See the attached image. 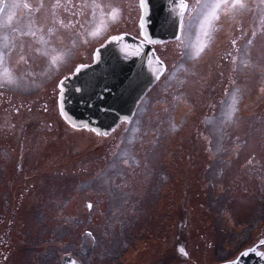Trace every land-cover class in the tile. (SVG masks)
<instances>
[{
	"label": "rangeland",
	"instance_id": "obj_1",
	"mask_svg": "<svg viewBox=\"0 0 264 264\" xmlns=\"http://www.w3.org/2000/svg\"><path fill=\"white\" fill-rule=\"evenodd\" d=\"M51 2L44 0L46 8L34 12L22 5L34 10L40 0H0L1 41L14 44H3L0 51L15 48L0 65V109L11 107L29 117L44 111L42 129L26 146L5 136L7 123L0 126V150L9 143L6 148L14 155L6 161L0 155V256L9 253L13 264H23L20 258L28 251L35 261L44 252H55L51 243L60 250L68 244L85 252L80 245L87 234L110 249L117 240L116 248L125 250L119 264H222L264 245V6L259 0H247L253 12L245 14L226 8L223 0H189L180 40L156 45L165 74L136 118L106 136L73 128L58 112V78L74 66L56 65L53 58L50 68L33 80L46 66L34 58L36 47L48 44L41 37L55 44L58 35H67L46 14ZM61 3L70 7L84 0ZM12 4L20 7H7ZM95 4L102 6L95 8V16L91 8L79 16L61 9L56 18L83 23L72 29L77 61L92 63L96 47L111 35L144 38L139 0ZM212 4L221 5L215 10L218 20L210 15ZM113 9L119 10L115 23L109 15ZM33 15L45 35L39 36L35 27L30 31L35 36L22 34V21ZM45 28H53L55 37ZM14 70L18 77L23 71L20 81ZM47 71L54 75L43 78ZM22 118H13L14 124ZM24 189L27 200L21 203ZM61 224L69 230L57 239L55 229ZM38 227H43L45 240L28 237ZM104 255L96 251V262L113 264L115 258L103 260ZM56 259L43 264H58Z\"/></svg>",
	"mask_w": 264,
	"mask_h": 264
},
{
	"label": "water",
	"instance_id": "obj_2",
	"mask_svg": "<svg viewBox=\"0 0 264 264\" xmlns=\"http://www.w3.org/2000/svg\"><path fill=\"white\" fill-rule=\"evenodd\" d=\"M186 9V0H146L140 20L144 38L121 33L97 47L95 61L79 65L80 71L67 76L60 89L62 117L76 128L90 125L100 135L130 121L140 100L166 71L164 63L163 74L156 78L158 66L153 56H160L155 45L180 37ZM257 248L223 264H264V254Z\"/></svg>",
	"mask_w": 264,
	"mask_h": 264
},
{
	"label": "flooded vegetation",
	"instance_id": "obj_3",
	"mask_svg": "<svg viewBox=\"0 0 264 264\" xmlns=\"http://www.w3.org/2000/svg\"><path fill=\"white\" fill-rule=\"evenodd\" d=\"M24 12H25V10L22 9L23 14H24ZM40 16H41L42 20H45L44 13H42ZM59 18L60 17L57 16V19H59ZM50 19L52 20V17H50ZM36 20H37L36 15H33V18L31 20L25 19L24 21H22L23 25L21 26V29H20L22 34L25 32L32 31L33 27H35L38 30L39 36L45 35L39 30L38 25H34ZM45 22H46V20H45ZM64 23L68 24V21H64ZM70 26L71 25H69L68 27H64L65 31H67L66 37L62 35V37H65V41L62 37H60L58 35V40L55 38V42H57V43H55V44L48 43L45 46L43 45L42 47H36V48H38V51H35L36 57H34V58L41 59L43 61L42 63L45 64L46 66H42L37 71L36 75L38 76V79L34 78L33 80H39L40 79V77H39L40 72H44L46 69L50 68V66H51L50 62L53 60V58H55V64L56 65L64 62V63H68V65H70V66H74L72 68V70H74V68L78 64L88 62L85 60L77 61V59H76V55H77L76 43H75V37H74L75 31L72 32V29L74 27L72 26L70 28ZM45 29H46V32H49L48 31L49 28H45ZM46 34L48 36H50L51 38L55 37L54 35H52L50 33H46ZM39 36H37V37H39ZM63 41H64L65 45L62 43ZM3 44L14 45L12 42L3 43L1 41V37H0L1 49H4ZM11 50L13 53L15 48H12ZM42 50H44V56L40 54V52ZM21 56H23V55H21ZM71 57H73V60L70 59ZM0 65L3 66L2 65V59H0ZM27 65H32V64H27ZM71 72L72 71H69V72L65 73L63 76H66V75L70 74ZM53 75H51L49 73V71H47L43 78L52 77ZM14 77H15V79H17V81H20L18 78L22 79L23 71L21 72V74L18 77L15 74V70H14ZM61 77L62 76L60 75V77L58 78V81H60ZM43 78H41V79H43ZM4 85L6 87H9L8 84H6V83H4ZM14 91L18 92L17 90H12V92H14ZM145 98L138 105L133 120L136 118L140 108L142 107V105L145 101ZM43 113H44V111H41V114L38 113L36 116L29 117L27 115V113L20 112L18 110L13 111L11 107L0 109V117H1L0 118V120H1L0 126L3 123H7L9 126H8V129L4 130L5 136L13 137L15 143L19 144L20 146L23 147V146L27 145L29 138L34 137V135L37 133V131L39 129H42L43 119H44ZM13 114H16L17 116L12 117ZM13 118H15V119L22 118V121L20 124H14ZM8 144L6 145V147H8ZM6 147H3L4 149L2 151L0 150L1 151L0 155H2L3 161H6L8 159H12L14 157V155L9 153V150H7ZM26 190L27 189H24V191L21 192V203H23L27 200V197L25 195ZM69 221H71V223L69 224V225H71V228L76 226L75 220L73 218L69 219ZM65 224H61L58 228L56 227L55 237H58L57 239H61L62 236L66 235L65 232L67 230H69L68 227L65 226ZM38 228L40 229V230H38V233L30 234V236L28 235V237L29 238H36L37 240L38 239L45 240L46 237L43 234V232H44L43 227H38ZM85 236L88 238V240L84 243V245H82V246L80 245V247H82L85 250V252L81 251L80 248H79V250H76V249L74 250L71 248V245H68V244L65 246L62 245V249L60 250L59 247H56L53 243H51V245H49V246L52 247L51 249H53L55 251L53 254L51 253V255H50V251H47V252H44L41 255H39L40 256L39 259L37 258L35 261H32L31 259H29V252L27 251V255L22 256L20 258V262H22L23 264H43L45 261H49V263H51V261L54 258H55V260H57L56 258L58 257V262H57L58 264H98L96 262V257H97L96 251H104L105 255L103 257V260H105L106 258H108V260H112V258H115L114 260H112V261H114L113 264L121 263L122 258H123V254L125 253V250L122 251V249H120V247L116 248L115 242L117 240L112 243L111 249H110L106 243L100 242L99 239H94L95 241L93 242V240L90 237L93 236V238H94L95 235L87 234ZM40 237H43V238H40ZM23 239L26 240V238H23ZM23 239H20V242ZM57 245H59V244L57 243ZM38 248H39V250H45L44 246H38ZM258 249L260 251L264 252V250H262V249H264V245H262V246L258 245ZM36 252L39 254V252L37 250H36ZM0 253H2V251H0ZM185 253H186V255H185ZM183 256L186 259L190 258V255H189L187 250L183 251ZM166 258H170V257H166ZM61 259H63V262L61 261ZM13 261H14L13 257H11V255L9 253H5V254L0 256V264H13ZM100 264H101V262H100Z\"/></svg>",
	"mask_w": 264,
	"mask_h": 264
},
{
	"label": "snow or ice",
	"instance_id": "obj_4",
	"mask_svg": "<svg viewBox=\"0 0 264 264\" xmlns=\"http://www.w3.org/2000/svg\"><path fill=\"white\" fill-rule=\"evenodd\" d=\"M70 2V0H69ZM175 2V0H174ZM260 5L264 6V0H259ZM146 4V0H140V7L143 8ZM223 5L226 8L232 9V10H238L241 14H245V13H252L253 12V8L247 3V0H223ZM221 5L220 4H212L210 5V8L212 9V12L210 13V15H212L215 19H219V16L215 14V10L218 9ZM7 7H11V8H16V7H20V5H16V4H12V5H7ZM23 8L25 9H29V11H34V12H41V10L46 8V5L44 3V0H40L39 5L33 10L29 8V5L27 3L22 5ZM96 7H101V5H97L95 4V0H93V3L90 5L88 3V0H84V3L82 4H72L70 7L67 4H62L61 0H53V2H51L49 5H47V15H50L52 17V22L53 24H59L61 27H68L69 25L71 26H75V24H80L81 27H83V23H81L79 21V19H77L75 21V23H73V21L69 20L68 24H65L63 20H59L57 21V16L59 15V12L61 9H63L64 12H67L70 16H79V15H84L83 10L84 9H88L91 8L92 9V16H95V8ZM186 7V5H185ZM118 11L117 9H113L109 15L112 17V21L113 23L118 22ZM88 22V17L85 16V20L84 23ZM179 30V29H178ZM49 33L54 32L53 28H49L48 29ZM23 35H32L35 36L36 32H25L23 33ZM94 35V34H93ZM205 35H208L207 33H205ZM246 35V33H245ZM253 36L256 35V32L252 33ZM179 36H177V39L179 40ZM113 40H117V39H122V37H112ZM41 42L42 43H50L51 41H46L44 40L43 36L41 37ZM233 46H235L236 41L233 40L232 41ZM247 43L249 45L252 44V40L249 39L247 41ZM21 49H23L24 45L23 43H21L20 45ZM205 47H207V45L201 46L194 54V56L192 57L193 59L200 57L201 53L204 52ZM12 54V50L10 48H6L3 51H0V59H3L4 57H9ZM181 56L185 55L184 52L180 53ZM229 55H231V53H229ZM21 59H24L23 56H21ZM153 59L155 60L157 66H158V70L156 73V78L159 79L160 75L163 74V71L165 69L164 66V62L156 56H153ZM236 63V58L233 57V64L235 65ZM237 69L234 67L233 71H236ZM77 72L80 71V67H77L76 69ZM67 80V77L65 78V80H61L59 83V87L61 89V91L64 88L65 85V81ZM233 84H235V80L231 81ZM79 91V90H78ZM63 115V112L61 113ZM73 127H77L76 125H73ZM84 128H87L89 131H92L93 129H91L90 125H84ZM112 131H115V129H112ZM97 134H101V133H97ZM110 133H103V135H109ZM125 163H127V161H124ZM251 163V161H250ZM91 204L89 205V208H91ZM262 244H264V241H261ZM181 252H183V249H180ZM186 255V253H185Z\"/></svg>",
	"mask_w": 264,
	"mask_h": 264
}]
</instances>
